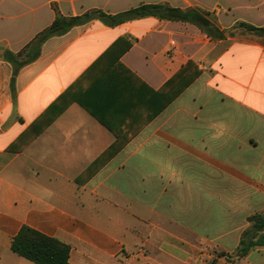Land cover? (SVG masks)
Wrapping results in <instances>:
<instances>
[{
    "label": "crops",
    "instance_id": "crops-1",
    "mask_svg": "<svg viewBox=\"0 0 264 264\" xmlns=\"http://www.w3.org/2000/svg\"><path fill=\"white\" fill-rule=\"evenodd\" d=\"M151 4L264 27V0H0V264H34L11 249L23 226L68 244V264H264V247L237 255L264 216V37L94 19L35 55L56 10Z\"/></svg>",
    "mask_w": 264,
    "mask_h": 264
},
{
    "label": "trees",
    "instance_id": "trees-1",
    "mask_svg": "<svg viewBox=\"0 0 264 264\" xmlns=\"http://www.w3.org/2000/svg\"><path fill=\"white\" fill-rule=\"evenodd\" d=\"M56 15L54 23L48 29L40 33L32 43V46H34L33 49H36V56L38 54V47L46 39L60 35L74 26L85 24L94 19H99L109 26H116L134 19L156 17L161 20L192 24L213 40H223L227 37H234L238 32L264 37V27L257 28L248 24L238 23L230 31H221L209 12L198 8H189L185 10L172 8L165 4L142 5L115 16L107 15L101 11H92L81 17L64 18L57 10ZM24 52H20L17 55L6 54V58L17 63V60L23 56ZM19 67L20 64L14 69V78ZM190 82L191 78L185 80L184 85ZM177 93L178 91L174 90L173 97H175ZM116 149L117 144L106 151L96 162V167H94L93 170H96L100 164L112 157ZM248 222L252 224V227L251 230L244 232L242 235L240 246L237 250V255L239 257L246 256L252 249L264 247V216H251L248 218ZM11 249L18 256L34 264H68L71 251V247L68 244L58 239L48 237L27 226H23L13 238Z\"/></svg>",
    "mask_w": 264,
    "mask_h": 264
}]
</instances>
